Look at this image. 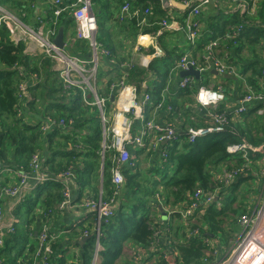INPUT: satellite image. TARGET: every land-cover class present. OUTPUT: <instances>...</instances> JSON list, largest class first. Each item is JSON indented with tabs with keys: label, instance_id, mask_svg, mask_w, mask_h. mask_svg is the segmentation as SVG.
<instances>
[{
	"label": "trees",
	"instance_id": "16d2710c",
	"mask_svg": "<svg viewBox=\"0 0 264 264\" xmlns=\"http://www.w3.org/2000/svg\"><path fill=\"white\" fill-rule=\"evenodd\" d=\"M35 1L0 0V3L20 16L27 8H31ZM92 2L94 10L101 8V12L95 10L100 32L104 29L107 7L110 6L111 2L115 3V9H118L119 13L125 3L131 5L132 11L139 9V17L133 16L122 20L124 21L123 25L128 26L130 31H135L134 34H138L140 27L144 25L146 26H144L143 32L157 30L160 18L167 17L170 8L180 10L181 16L177 17L180 20L184 19L183 17L188 11V9L181 10L177 6L166 8L163 5V0H92ZM214 4L216 5L213 8L215 13L212 16L204 20L200 17V20L206 24L207 30L210 31L206 37L219 38L221 40L220 45L225 44L224 50L226 51L236 48L235 55L242 53L245 48L251 49V53L257 47L264 50V0L260 1L256 14L231 11L229 12L230 17H225L224 12L232 8L233 4L231 2L217 0ZM148 8L152 10V14L145 16L144 11ZM49 11H51L49 13L51 25L53 10ZM67 14L66 12L62 14L58 20V26L67 23L65 22L67 21L65 20ZM143 18H145V22L141 24ZM148 23L150 24L147 25ZM236 31L239 32L238 36L226 38V35ZM172 34L179 35L181 38L184 36L182 32L166 31L159 38L160 43L165 47L163 48L165 54L156 57L148 68L134 65L129 70V80L136 85L139 95L146 91L143 84L149 79L148 75L152 73L157 76L154 79H156L159 89L157 86L153 92L151 91L154 100L146 104L147 108L152 103L157 104L161 98L160 89L164 86L165 81L161 80L164 73L160 69V63L165 62L170 66V63L180 60L183 55L184 48L179 50L166 48V37L172 38ZM97 38L105 44V40L99 34ZM203 44L202 41L200 45L203 46ZM106 47L109 48V45H106ZM79 48L83 49L82 52L89 51L88 44L82 41L73 48L74 52L72 51V54L79 55ZM113 50L110 47V52H113ZM154 51L152 49V52ZM197 52L198 48H195L192 52L194 58L200 57ZM42 55L44 57H30L25 53V43L14 41L11 37V30L5 24L0 26V161L8 165L14 163L15 166L21 165L28 169L33 154L38 149H45L48 156L46 160L48 164L47 171L58 174V172L67 169L69 164L75 161V158L82 156L81 163H78L76 171L77 185L80 190H83L84 187L89 185L88 182L92 175V179L96 182V185H94L95 190H97L96 188L99 187V169L101 170L102 163L101 144L103 140L100 118L97 116L94 117V120L89 119L92 121V133L83 139L84 145L88 147L80 148L77 145L79 134L76 137L62 134V131L69 129L64 130V128L56 127L49 133L43 134V117L47 115L56 119L64 118L67 122L70 118H73L74 123L72 125L82 128L88 123L87 115L92 114L93 111L91 106L84 104L79 92L74 94L71 89L66 90L61 82L60 86H47V82L50 80L49 75L57 73L58 76V72L52 69L54 60L46 54ZM242 59L237 57L235 61L233 58L229 59L228 55V63L231 65L236 66L241 63ZM248 67V65L242 66L243 71L240 69V72L244 75L249 69ZM250 67L252 75L246 78L250 86L256 89L260 84L262 66L259 61H256ZM108 71V66L107 70L104 68L99 70L98 84L102 83V78ZM118 71L122 75V70ZM35 73L45 76V81L30 86L29 90L33 91L29 96L31 99L25 96L24 100H20L21 90L19 85L25 80V74L33 76ZM56 80L58 79H54V82ZM104 82L109 92L112 81ZM39 88H42L43 92L46 91V93L41 92V96H44V103L36 111L35 103L40 95L36 90ZM191 88L196 89L195 86L181 88L182 96L192 93ZM99 94L103 95L105 93L99 92ZM69 96L70 102L65 103V99ZM179 101L178 98L170 97L165 103L176 108L180 106ZM25 104H28L30 109L37 115L33 121L27 119V109H24ZM165 107L167 108L168 105H165ZM224 107V104L220 105L219 112L226 111ZM257 108H252L243 113L242 118L237 121L233 120V116L229 114V123L224 130L199 136L193 142L188 141L187 136L177 134L176 139L163 143V150L167 152V158L165 159L161 155L158 157L153 149H150L148 155L154 154V158L152 156L151 159L153 160L148 161L151 164L146 170L141 168L138 160L146 149L135 150L130 146L131 155H134L130 162H134V164H126L123 167L124 183L120 187L119 194L114 202V216L111 218L110 223L105 224L103 227L101 238L103 249L99 253L100 261L98 264H121L120 260L124 258L123 250L127 242L138 245L140 249L146 251V256H143L145 258L141 260L142 262L139 261L141 264H146L151 259H154V264H169L168 253L175 254V264H201L202 259L205 258L206 248L203 236L210 237V233L215 235L219 232L225 235L226 239L234 236V232L238 227L237 220L245 212L244 208L225 205L219 207L217 202H214L207 208H203L201 212H199L200 209L196 210L194 215L187 219L182 218L180 211L191 204L190 196L198 188L214 190L218 186L217 180L214 178L217 167L226 162L228 163L232 158V155L227 151L229 144L238 142L242 138H245L252 145L264 143V127L249 126L245 128L243 126V122L247 120V117L258 114L256 112ZM39 114L42 116L38 119ZM174 116V111L170 112V118L172 119ZM252 130L256 133H253ZM260 132H262L261 135ZM57 136L60 138H57ZM113 154L112 151H106L104 157L103 189L106 197H111L116 190L112 181ZM242 161V158L238 159L239 163ZM3 176L4 178L0 177V189L11 185L13 181L7 174L4 173ZM61 190L62 183L50 179L37 186L35 195L31 194L25 198L21 206H26L29 214L28 220H26L24 226L17 223L15 225L16 230L4 236V244L3 246L0 245V264H19V260L24 259L23 261L26 262L33 259L36 254L35 242L37 240L34 230L37 224L36 209H40L38 206L43 205L46 212L56 213V206L63 200ZM220 194L221 196L225 194L224 190L220 191ZM234 197L237 198V196ZM234 199L232 202L235 201ZM0 204H2V200H0ZM160 205L167 210V219L161 220L163 219L161 215L164 209L160 210ZM171 210L173 212L168 214ZM93 218H95V213L88 212V217L85 220L90 219L89 226L92 225ZM174 219L178 221L181 219L182 222L175 226ZM62 227L59 223L54 224L55 229H61ZM195 231L199 234L186 240V235ZM63 239L62 237L52 244L53 253L50 256L49 264H65L70 244H66V242L61 244L60 241ZM28 240H33L29 247L26 244ZM80 243V241L73 242L75 254L71 253L70 255H72L74 263L69 264L92 263L95 248L94 236ZM153 245L155 249L151 251L150 248Z\"/></svg>",
	"mask_w": 264,
	"mask_h": 264
},
{
	"label": "built area",
	"instance_id": "2783aa9c",
	"mask_svg": "<svg viewBox=\"0 0 264 264\" xmlns=\"http://www.w3.org/2000/svg\"><path fill=\"white\" fill-rule=\"evenodd\" d=\"M217 0H181L182 6L188 11L185 14L183 22H178L175 19L169 17H163L158 24L162 26L163 31L171 30L176 32H183L186 35L187 40L190 43H195L200 35V17L201 13L207 8V6ZM231 2L232 4L240 5L243 9L249 8L246 0H222ZM257 1V0H255ZM169 7H173L171 0L167 2ZM51 9L53 10L54 18L52 26L46 31L37 30V32L28 29H22L25 26L19 18L11 12L6 6L0 3V26L6 25L11 32L18 34L15 41L22 40V36L30 37L34 40L38 46L41 47V52L51 57L55 62V70L58 72V76L63 82V88L66 90L76 89V93L79 92L84 104L95 107L98 109L101 122L103 125L104 144L102 146L101 154L105 157L106 151L114 152V166L112 168V181L115 184L116 190L111 197H106L103 189V181L101 179V186L98 194L89 193V189L78 191L75 188V179L77 178V167L70 165L67 169L53 174L48 172V164L46 157L38 149L32 156L30 167L25 169L21 165L11 167L7 163L0 161V175H10L12 172L14 177L18 179V182L9 186H5L0 189V199H14L25 196L22 194L23 188L26 186L37 187L44 184L48 180L52 179L62 183L63 200L56 206V212L70 210L74 212L87 211L94 212L95 218L92 226L84 227L82 229L80 240L88 236H94L95 248L93 252V258L91 264H98L100 261L99 253L103 249L101 245V238L103 235V227L105 224H109L111 218L115 213V199L119 194V189L124 183L123 167L126 164H134L130 162L133 158L130 152V146L135 150H142L148 146L153 145L155 148L157 145L164 141H169L177 138V130L171 124H161L147 115L148 108L146 104L151 99V94L145 93L143 97H140L136 86L129 84L127 72L121 76V78L115 81L112 85V94L116 99V107L118 111L113 113L110 117L108 115V99L109 97L100 96L96 92L95 78L98 70L99 62L102 56H108L110 52L102 46L97 39L98 31V18L95 13L92 0H52ZM70 13L76 23V38L78 40L87 41L89 46L90 56L85 57L83 55L67 53L65 49H59L54 44V37L57 34V24L59 18L63 13ZM152 14V10L149 8L144 11V15ZM139 17L140 11L136 9L131 10V5L125 3L121 7L119 13L120 20L130 17ZM145 18L142 19L141 24H144ZM26 27V26H25ZM28 27V26H27ZM241 28V26H240ZM239 28V29H240ZM23 33L21 36L20 34ZM14 34V35H15ZM163 34L162 30L155 35ZM239 32H233L226 35V38H233L238 36ZM154 37V35H151ZM220 39H214L207 46L202 57L204 60L212 65L220 74H226L233 71V66L224 61L215 53V48L220 45ZM216 46V47H215ZM158 51L154 52V56L160 55ZM124 69H130L131 63L122 64ZM179 67L187 70L190 67H194L199 71H203L205 67L198 65V61L192 58L189 53L185 52L179 60ZM238 73V72H237ZM260 84L264 86V62L262 64V75ZM194 78L190 75L182 77L179 82L181 88L192 87ZM27 82L20 83L19 88L21 93L19 95L20 100H24L27 96ZM249 91V90H248ZM115 92V93H113ZM118 93V94H117ZM196 101L204 108L215 107L224 94L217 91L210 90L204 85H199L196 92ZM165 101L160 100L157 103V109L162 108ZM255 102H262L264 104V94L260 91L250 90L245 93L239 106L236 108V114L240 115L247 112L248 105ZM167 110L171 111V107H167ZM262 109L259 110V112ZM213 123L205 127L189 128L187 130V139L190 142L195 141L199 136L206 135L208 133L224 130L225 126L229 123L228 115L229 111H223L213 113ZM73 119H69L67 122L64 118L56 119L52 116H46L44 118V124L42 126L43 132H48L56 127L66 128L73 124ZM111 125V128L109 126ZM140 125V126H139ZM134 126H139L137 129H133ZM80 146V145H79ZM152 149V148H150ZM228 153L233 155H239L243 158L244 162L241 165H237L235 169L227 173V178L222 181L220 175H216L218 186L214 190H205L198 188L195 193L190 196L192 202L189 206L181 209V215L183 219L190 218L194 215V212L198 209L201 212L203 208H207L212 203L217 202L218 206L222 205L221 199H219L220 191L223 187L229 186L238 175H244L249 173L248 165L251 161L252 154L264 153V144L260 146H253L245 138L240 141L231 143L227 147ZM164 159L167 158V152L162 151L161 155ZM103 171V168H102ZM10 178L12 176H9ZM12 179V178H11ZM80 196V197H79ZM105 197V198H104ZM217 199V200H216ZM40 206H38L39 208ZM48 212V211H47ZM45 209H36L37 224L38 227L36 239V254L32 260L26 262L19 260V264H49L50 256L53 253L52 244L62 238V235L72 231L70 228L55 229L53 219L57 213H47ZM173 211H169L171 214ZM18 218V219H17ZM13 221L7 222V216L4 211L3 205H0V245L4 244V236L7 233H12L16 230V224L20 222V218L17 217ZM85 220V218H84ZM79 220L74 223V226L79 222L81 225L83 222ZM240 226L243 232L240 234L236 242L230 247L229 251L222 256V245L217 247L212 242L213 237H204L203 240L206 245L205 258L202 259L201 264H264V245L260 241H256L254 238L255 226L252 217L247 214H242L239 218ZM89 226V223L87 224ZM246 226L250 227L246 230ZM254 229V230H253ZM199 232L195 231L186 235V240L193 236L198 235ZM184 241V240H182ZM154 250V245L150 250ZM135 260L141 261L146 251L140 249L138 245L135 246ZM173 253L167 254L169 264H175V260H172ZM146 256V255H145ZM218 259V261H216Z\"/></svg>",
	"mask_w": 264,
	"mask_h": 264
},
{
	"label": "crops",
	"instance_id": "0c3cea01",
	"mask_svg": "<svg viewBox=\"0 0 264 264\" xmlns=\"http://www.w3.org/2000/svg\"><path fill=\"white\" fill-rule=\"evenodd\" d=\"M179 4L181 3L180 0H176ZM247 1V5L249 6L248 10L247 9H243L239 4L238 5H232V8L229 10H225L224 12V16L225 17H230L229 12L231 11H240L241 13L244 12H249L251 15L256 14L257 12V7L259 6V3L261 0H246ZM168 3H163V5L167 8H170L168 5ZM102 5V4H101ZM180 5H173V6H177L179 9H186L183 6ZM51 6H52V0H36L35 3H33V5H31V8H27L26 11L22 12L20 17H18L16 14V12H13L18 18L19 20L23 23V24H31L33 25V27H35V29L37 28V30H44L46 31L49 27L52 26V24L50 25V14L51 11ZM214 6H216L214 4V2L210 3L207 8L201 13V18L202 20L207 19L209 16H212L215 11H214ZM103 7V6H101ZM106 8V7H105ZM213 9L212 11L209 12L210 9ZM29 9V10H28ZM98 12H101V8L100 9H95ZM121 11V10H120ZM12 12V11H11ZM96 13V12H95ZM169 18L171 19H175L176 21H180L183 22L185 19V16L183 17V20H180L179 18H177L178 16H181V12L180 10H173V9H168L167 12ZM32 14V15H31ZM68 16H66L67 18L65 20V22H67L65 25L66 27H64V32H65V42H66V46H65V51L67 53H71L73 51V48L79 43V42H84L87 43V41L84 40H78L76 38V23L75 20L73 19L72 15L70 13L67 14ZM106 18H105V23H104V29L100 32L99 30L97 31V36L98 34L100 35V37H103V39L105 40V44L109 45V48L106 47V45L104 43H102V41H100L98 38V41L102 44V46L104 48H106L109 52H110V47H112L114 50L113 52L111 51L110 54L108 56H102L100 62H99V66H98V70L96 73V78H95V86H96V92L98 95L99 92H104L105 94L100 95V96H106L109 97L108 99V115L111 117L112 111L109 110L110 108L113 107V105H115L116 107V99L115 97L112 99V96L114 94H112V90L114 88H112V85L115 81L119 80L121 78V76L124 74V72L129 75V70L130 69H124V67L122 66V64L128 62L132 64V67L134 65H138L144 68H148L150 66V64L154 61V59L158 56H163L165 54V50L163 48L164 45L162 43H160V35H155L157 32L162 30V33L164 34L166 32V30L163 31L162 26L158 24V29L151 31V32H143L142 30L144 29V26L140 27V31L138 34H134L135 31H130L128 26L123 25L122 20H120L119 16V11L118 9H115V3L111 2L110 6L107 7V11H106ZM203 15V16H202ZM51 18H54V15L52 14ZM119 18V19H118ZM163 18V17H162ZM160 18V20L162 19ZM200 20L201 22V27H200V35L199 38L196 40L195 43H190L187 38L185 33L183 38H181L179 35H175L172 34L173 37L170 38L169 36L166 37V43H167V49L169 50H179L184 48V52L189 53V55L193 57V51L195 50V48H198V56L200 57H196L195 59L198 61V65L205 67L203 71H200V77L196 78L193 75H190L194 78V84L193 86L196 87V89H192L191 88V92L189 95H193L195 97V92L198 88L199 85H204L207 88H209L210 90L213 91H217L219 93H223L224 97L223 99L220 100V102L216 105H225V110L229 111V114H231L233 116V120L237 121L239 118H242V114L237 115L236 114V108L239 106V103L241 102V99L243 98V96L245 95V93H248L250 90L253 89V91H260L264 94V86H262L261 84H259V87L254 89L252 86H250V84L247 81L248 76L252 75L251 74V65L256 62L259 61L261 63L262 66V62H264V50L260 49L259 47H257L255 49L254 52L251 53V49L245 48L242 53H238L237 55H235V50L236 48L232 49L231 51H226L224 50V48L226 47L225 44L219 45L218 47L215 48V53L219 56V53L225 52L224 56H219L220 58H222L224 61L228 62V55H229V59L233 58L235 61L237 60V57L239 59L243 58L241 63L237 64L236 66L232 64L233 66V71L232 72H228L226 74H220L212 65L208 64L204 58L202 57V55L204 54L207 46L210 44V42L214 39H212L211 37H206L207 33L210 32L207 30L206 28V24ZM150 23H148L147 25H149ZM60 25V26H65ZM28 26V25H27ZM57 24V33H58V29L59 27ZM99 28V25H98ZM13 32H11V37L12 39L15 41L16 36L18 37V34H15ZM21 36L23 35V33L20 34ZM57 35V34H56ZM151 35H154L151 36ZM56 37V36H55ZM54 37V39H55ZM184 37L186 38L184 40ZM22 42L25 43V53L28 54L30 57H44L41 52V47L38 46V44L30 39V37H24L22 36ZM53 39V41H54ZM203 41V46L200 45V43ZM82 44V43H81ZM88 44V43H87ZM222 47V48H221ZM85 48V47H84ZM87 49V47H86ZM152 49H154L155 51H158V53H161L160 55H156L154 56V52H152ZM83 49L79 48V55H83L85 57H89L90 56V52H82ZM74 52V51H73ZM82 53V54H81ZM227 55V56H225ZM232 55V57H231ZM231 57V58H230ZM51 58V57H50ZM248 65L249 69L245 72V74L243 75L240 72V69L242 68V66H246ZM107 66L109 68V71L107 72V74L104 75V77L102 78V83L100 82L98 84L97 80H98V72L100 69L104 68L107 70ZM55 62L52 66L53 71L55 70ZM116 67V68H115ZM51 69V70H52ZM122 70V75L120 73V71L118 70ZM160 69L162 70V72L164 73L163 81H165L164 86L160 89L161 91V98L159 100H163L166 101L168 98L170 99V97L172 98H178V100H180V106H182L183 108H188V107H193L195 110L192 111L193 116H196L197 120H200L199 123H203V125L208 126L211 123H213V113H218L220 108L216 110H213V108H204L202 107L200 104H198V102L195 99V103L191 104L190 103H183V99L186 96H182V91H181V87L179 86V82L182 79V74L181 72L184 70L182 68L179 67V60L176 61L175 63H170V66L168 65V63L162 62L160 63ZM196 69V68H195ZM243 71V69H241ZM56 71V70H55ZM238 72V73H237ZM202 75H206L207 77H209L210 80L209 82L205 83L202 79ZM25 80L27 82V96H31V94L33 93V91L29 90L30 86H34L39 84L40 82L43 83V81H45V76H42L38 73H35L33 76H29L28 74H25ZM56 76L58 79L59 77L57 76V73H53L52 75H49V77H53ZM149 79L147 81L144 82L143 86L144 88H146L145 93H149L151 94V91L153 92L155 90V88L158 86L159 89V85L156 81L157 76H155V74L150 73L149 75ZM262 77V76H261ZM165 78V80H164ZM111 80V85L109 86V92L107 91V88L105 87L106 84L104 81H108ZM261 81V78H260ZM57 82V80L55 81ZM61 83H63L62 81H59ZM104 82V83H103ZM129 84H132L134 86H136L134 83H131V81L128 79ZM260 83V82H259ZM192 86V87H193ZM34 89V88H33ZM249 90V91H248ZM72 92L74 94H76V89L72 90ZM115 93V92H113ZM139 95L140 97H143L144 94ZM108 94V95H107ZM118 94V93H117ZM29 99H31L29 97ZM28 99V100H29ZM27 100V101H28ZM70 96L69 98L65 99V103H69L70 102ZM154 98L151 95V99L150 101H153ZM182 102V103H181ZM157 104H153L149 106L148 108V117L154 119L155 121L161 123V124H168L171 123L177 130V134H181L182 136H187V129L189 127H197V125L199 124H195L193 122H189V121H185V119H187L188 117H180L175 115L174 117H172V119L170 118V112L169 110H167V108L165 107V105L160 108L157 109ZM264 106V104L262 102H255V103H251L248 105V110H251L252 108H257L256 112L258 114L261 113L264 114L263 110H261V112L259 113V110L262 109ZM117 108V107H116ZM24 109H27L26 115H28L27 119H30L31 121H33L35 119V117L37 116L35 114L34 111H32L30 109V106L28 104H25ZM93 112H91L92 114H88L86 117L87 118V124L84 125V127L79 128L76 125H69L67 126L65 129H69V130H65L62 131V134H65L66 136L69 137H76L78 135V131L80 130L79 135L77 136V145H80V148H84L86 145H84L83 143V139H85L88 134L92 133L91 127H92V121L94 119V112H97V116L100 118L98 109L92 107L91 109ZM191 115V116H192ZM40 116H42L41 114H39L38 119L40 118ZM49 116V115H47ZM46 117V116H45ZM43 117V122H42V126L44 124V118ZM32 118V119H31ZM85 118V119H86ZM71 120L73 118H70ZM91 119V120H89ZM100 122H101V118H100ZM101 126H102V130H103V125L101 122ZM140 126V125H139ZM138 126V127H139ZM202 126V127H205ZM137 126H134L133 129H137ZM52 131V130H50ZM48 132H43V134H47ZM104 132V131H103ZM102 132V136H103V140H102V146L104 144V133ZM253 133H256V131L252 130ZM262 133H260L261 135ZM57 138H60L59 136H57ZM45 140V138H44ZM62 140V139H60ZM166 142V141H164ZM163 142V143H164ZM163 143L160 142L159 145H157L155 148H153V145L150 144V146H148L145 150L144 154H149L150 152V148L153 149V151L155 152L156 155H158V157L160 155H162V151H163ZM264 143H261L260 145H262ZM260 145H253V146H260ZM88 147V146H86ZM42 154L46 157L47 160V154L44 150L39 149ZM50 154V153H49ZM258 154V155H257ZM102 155V154H101ZM142 156V155H141ZM140 156V157H141ZM149 156H153L154 158V154L153 155H149ZM256 156V157H254ZM157 158V157H155ZM241 158L239 155H233L231 160L228 161V163L233 164L234 165H241L243 163V158H242V162L239 163L238 159ZM82 156H78V158H75V161L70 165H74V166H78V163H81ZM153 160V159H151ZM104 158L102 156V163H101V170L100 171V175H99V187L96 188L97 190H95V186L96 182L94 179H92V175L90 176V180L88 182V186L84 187L83 190L85 189H89V193L92 194H98L99 190H100V186H101V179H102V175H103V171L102 168L104 166ZM264 164V153H256V154H252L251 156V161L249 164ZM10 165V164H9ZM11 167H15V164L13 163V165H10ZM68 166V167H69ZM219 168H221V166L219 165L217 167V171L219 170ZM248 169H249V173L248 174H244V175H238L235 180L232 181V183L229 186L223 187L222 190H224L225 194H223L221 196H219V199H221L222 197H225L228 202L227 203H223L222 199H221V206H228V207H241L244 208L245 212L243 214H247L250 217H252L254 223L253 225L255 226V234H254V238L256 241H260V243H262V245H264V181H262V179L264 180V169L263 170H258L256 172H252L250 169V166L248 165ZM219 172V171H218ZM92 173V172H91ZM9 176H12L11 178L13 179L12 184H15L18 182V180L14 177V174L12 172L9 173ZM216 175H218V173H216ZM1 177V175H0ZM216 176H214L215 178ZM1 178H4V176H2ZM78 178V177H77ZM76 178V179H77ZM252 178L257 179V185H256V189L258 190V193L255 194L253 192H251V194L249 195V197L245 200H243L242 202L238 201V194H240V189L242 187L243 184L249 182ZM76 179L75 181V188L80 191V196H81V191H83L82 189L80 190V187L77 185V181ZM103 181V180H102ZM11 184V185H12ZM37 187L34 188V186H26L23 188V192L22 194L25 196V198L29 195L32 194L33 190H36ZM79 196V197H80ZM234 196H237L234 197ZM24 198V200H25ZM236 198V199H234ZM241 198V197H240ZM22 199L23 197L20 198H12V199H5L2 200V204L4 207V211L5 214L7 216V222L13 221V219L15 220L17 217L20 218V210H21V204H22ZM235 200L232 202V200ZM236 204V206H235ZM40 207H42V209H45V207L42 205H39ZM220 206V207H221ZM200 212V211H199ZM18 213V214H16ZM163 213V211H162ZM166 214V212H165ZM29 215V214H28ZM242 215V214H241ZM240 215V216H241ZM163 219H167V216L165 217V215H161ZM239 216V218H240ZM88 217V212L87 211H78V212H74V211H70V210H64V211H60L57 214H55L54 219H53V223H59V225H62V228H70V226L73 228L71 232L62 235V237L64 238L63 240L60 241L61 244H64V242H66V244H70V246L68 247V253L66 256V260L65 263L67 262V264L73 262V257L72 255H70L73 251H74V246L73 242H81L82 240H80V235L82 232V229L86 226V227H90L87 226L88 222H90V219L84 220V218L86 219ZM239 218L237 220V229L234 232V236L240 234L243 232L242 227L240 226L239 223ZM18 219V218H17ZM28 220V216L27 219ZM79 220H82L81 222H83L81 225V223L79 222L78 224H76L74 226L75 222H78ZM94 218L92 219V224H93ZM19 224V222H18ZM92 226V225H91ZM38 227V224L35 225V229ZM246 230H248L250 227L246 226L245 227ZM253 229V230H254ZM242 230V232H241ZM71 234V235H69ZM210 234H213L210 235ZM209 235L211 237H215L214 233H210ZM232 237V236H230ZM228 237L227 239H232ZM234 238V237H233ZM83 243V242H81ZM80 243V244H81ZM221 245V244H218ZM65 246V245H64ZM136 245H133V247L135 248ZM172 257L174 258L175 256L172 255ZM69 260H71L70 262H68ZM175 260V259H174ZM172 261V260H171ZM176 261V260H175ZM119 264V263H117Z\"/></svg>",
	"mask_w": 264,
	"mask_h": 264
},
{
	"label": "rangeland",
	"instance_id": "374dc122",
	"mask_svg": "<svg viewBox=\"0 0 264 264\" xmlns=\"http://www.w3.org/2000/svg\"><path fill=\"white\" fill-rule=\"evenodd\" d=\"M212 10L213 9L211 8L209 10V12L212 11ZM16 15L18 17H20L18 14H16ZM24 25L26 27L25 26L22 27L23 31L24 30H27V28H28V29H31V30L37 32V28L35 29V27H33V25H31V24H24ZM27 25H28V27H27ZM224 54H225V52L222 51V53H219V56H224ZM225 56H227V55H225ZM41 59L42 58H40V60ZM41 61H43V60H41ZM54 78L55 79H58L56 76H54ZM202 79H203V81L205 83H207L210 80H212V79H209V77H207L206 75H202ZM60 80L61 79L59 77V79L57 80V82H54L53 77H51L50 80L47 82V86L48 85H50V86L51 85L60 86V82H59ZM62 85H64V84L62 83ZM36 92L40 94L39 95V98L37 99V102L35 103V109L37 111V110L40 109V107H42V104L44 103V96H41V92L42 93H46V91L43 92L42 88H39L38 90H36ZM195 99H196V94H195V97L193 95H187L182 101H183V103H187L188 102L191 105V104L195 103ZM164 104L165 105H168L169 107H171L172 108L171 112L174 111V114L175 115L180 116V117H188L187 119H185V121L193 122L195 124H198L199 123L200 120H197L196 119V116H193L192 115V114H195V113H192V111L195 110L193 107L183 108L182 106H177L176 108H173V106H171L170 104H166L165 102H164ZM216 108L219 109L220 108V105L215 106V108H213V110H216ZM109 110L112 111V114L113 113H116L118 111V109L115 107V105H113V107L110 108ZM262 110L264 112V106H263ZM94 116L97 117V112L96 111L94 112ZM202 126H205V125H203V123H199L197 125V127L192 126V127H189V128H198V127H202ZM243 126L245 128H248L249 126H253V127L254 126H260L259 128L264 127V114H262V115H261V113L260 114H253V115L247 117V120L245 122H243ZM109 128H111V125L109 126ZM78 132L80 133V130ZM260 133H262V132H260ZM133 158H134V155H133ZM135 159H137V158H135ZM138 160H139L140 166H141V168L143 170H146L150 166V164H151V163L148 162L149 160H151V156H149L147 154H143ZM220 166H221V168H219V170H218L219 172L216 170V173H218V175L222 176L221 177V180L222 181H224L227 178V173L229 171H231V170H233V169L236 168V165H234V163L233 164H230V163H227V162L225 164H221ZM249 166H250V169H251L252 172H256L258 170H263L264 169V164L263 163L262 164H249ZM262 181H264V180L262 179ZM256 185H257V179H255V178H252L249 182L243 184L242 187H241V189H240L241 192H240V194H238V198H237L238 201L237 202H239V201L242 202L244 199L246 200L249 197V195L251 194V192L257 194L258 193V190L255 188ZM61 192H62V196H63V190H61ZM36 193L37 192L35 190H33L32 194L35 195ZM221 199H222V202L223 203H227L228 202V200L225 197H222ZM3 200H5V199H3ZM235 206H236V204H235ZM163 209H164V207H163ZM163 212H166V215H167V210L166 209H164ZM27 216H28V212H27L26 206L25 205H22L21 206V210H20V222H19V225H22V226L25 225ZM161 220H164V219H161ZM181 222H182L181 219L179 221L176 220V219H174V221H173V223H174L175 226H177ZM241 232H242V230H241ZM240 234H238L236 236H232V237H230L232 239H229L228 240V239H226V236L225 235H223L222 233L219 232V233H216L215 234V237L214 238H212V242L214 243V245L216 247H217L218 244H221L222 245V256H224L229 251L230 247L239 238ZM31 243H33V240H28L26 242L27 247H29ZM35 243L37 245V240H36ZM134 250H135V248L133 247V244L131 242H127L125 244L124 250H123V257L124 258L120 260V263L121 264H126V263H129V264L130 263H132V264H141L142 261L139 262V261L135 260V258H134L135 257ZM72 253L75 254V251H73ZM70 261L71 260H69L68 262H70ZM216 261H218V259ZM72 263H74V262H72ZM65 264H67V262ZM146 264H154V259L149 260Z\"/></svg>",
	"mask_w": 264,
	"mask_h": 264
},
{
	"label": "water",
	"instance_id": "95a60500",
	"mask_svg": "<svg viewBox=\"0 0 264 264\" xmlns=\"http://www.w3.org/2000/svg\"><path fill=\"white\" fill-rule=\"evenodd\" d=\"M169 0H163V3H167ZM171 3L173 5H180L176 0H171ZM182 6V5H181ZM54 44L59 48V49H64L65 46H66V42H65V32H64V26H60L59 29H58V33L54 39ZM182 76H188V75H193L195 76L196 78H199L200 77V71L198 69H195L194 67H190L189 69L187 70H183L181 72ZM114 98V95L112 96V99ZM102 180H103V175H102ZM217 200V199H216ZM160 210L163 209L162 205L159 206ZM163 215H165L166 217V214L165 212L162 213ZM35 235H37V231H35ZM213 236V234H210ZM88 238H90V236L88 237H85L83 238V240L81 242H84L86 241ZM175 258L172 257V261L174 260Z\"/></svg>",
	"mask_w": 264,
	"mask_h": 264
}]
</instances>
